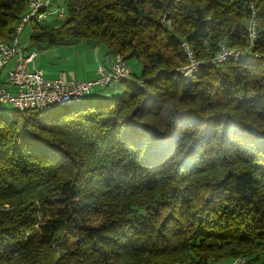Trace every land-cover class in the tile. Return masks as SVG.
Returning a JSON list of instances; mask_svg holds the SVG:
<instances>
[{"label": "trees", "instance_id": "trees-1", "mask_svg": "<svg viewBox=\"0 0 264 264\" xmlns=\"http://www.w3.org/2000/svg\"><path fill=\"white\" fill-rule=\"evenodd\" d=\"M57 1L33 43L93 40L141 70L0 112V264H264V0ZM27 6L0 0V42ZM183 42L245 53L182 76Z\"/></svg>", "mask_w": 264, "mask_h": 264}, {"label": "built area", "instance_id": "built-area-1", "mask_svg": "<svg viewBox=\"0 0 264 264\" xmlns=\"http://www.w3.org/2000/svg\"><path fill=\"white\" fill-rule=\"evenodd\" d=\"M29 1L30 12H32L34 4L42 0ZM48 14L50 11H44L41 18H45ZM57 17H62V13L58 12ZM23 28L24 20H18L17 36H11L10 43H0V68L7 66V83L0 87V105L48 103L54 99L65 100L66 98H73L77 94L91 93L95 88H114L117 85V76L131 78L130 68L125 62H117L115 57H112V61L107 65L98 63L94 70L95 77L92 79L75 80L65 77L63 72L54 78H46L42 70L32 63L36 53L31 52L25 55L19 45L18 35ZM223 52L230 51L221 48L220 45V52L207 58L206 61L216 62V56ZM188 60L189 62L184 68L197 63L195 59H189V56Z\"/></svg>", "mask_w": 264, "mask_h": 264}, {"label": "crops", "instance_id": "crops-1", "mask_svg": "<svg viewBox=\"0 0 264 264\" xmlns=\"http://www.w3.org/2000/svg\"><path fill=\"white\" fill-rule=\"evenodd\" d=\"M32 26L25 25L18 35L19 45L25 55L36 53L32 63L42 70L46 78H54L63 72L67 78L86 80L95 77L98 63L109 64L112 55L108 54L102 43L79 39L69 44L42 45L31 41ZM7 66L0 68V87L7 83ZM94 93V90L92 91Z\"/></svg>", "mask_w": 264, "mask_h": 264}, {"label": "bare ground", "instance_id": "bare-ground-1", "mask_svg": "<svg viewBox=\"0 0 264 264\" xmlns=\"http://www.w3.org/2000/svg\"><path fill=\"white\" fill-rule=\"evenodd\" d=\"M48 7H49V0H42L39 3H35L33 8H32V12H30V1L28 0L27 11L21 16V18H19V20H24V25L27 22H39L42 19L41 16L43 15V12L46 11V9ZM247 30H248V36H249V43L246 47V50L251 47L252 39L254 38V21L252 18L250 19L249 25L247 26ZM17 33H18V21L14 25V30H13L12 36H17ZM0 43H10V40L9 41H1ZM221 48L227 49L230 52H223L222 54L216 56V62L215 61H206L207 59H205L204 61L195 60V62H197V63L193 64L192 66H190L188 68L183 67L184 69L181 68L182 76L191 75L193 72H195L198 69V67L201 64L206 63L209 65H211V64L216 65V64H218V63H220V62H222L228 58L239 59L244 55V54H238V53H244V50H242V49L229 48L225 45H221ZM183 50H184V53H185L187 59H188V56H189V59H194L192 51L190 50V48L188 47V45L185 42H183ZM0 52H1V44H0ZM219 52H220V47H219V50L215 54H218ZM111 57H115L117 62H124V59H123L121 54L120 55L114 54ZM128 79H131V78L125 77V76H117V83L121 80H128ZM89 94L90 93L77 94V95H74L73 98H66L65 100L64 99H54L48 103L33 102V104L17 103V104H10V105H12L15 109L20 110V111L21 110L45 111V110H49L55 106L56 107L57 106L63 107V106H66L68 104H72L74 102H79L81 99H83L85 96H87ZM243 263H244V258L238 257V258L232 259V261L228 264H243ZM213 264H223V263L218 262V263H213Z\"/></svg>", "mask_w": 264, "mask_h": 264}, {"label": "rangeland", "instance_id": "rangeland-1", "mask_svg": "<svg viewBox=\"0 0 264 264\" xmlns=\"http://www.w3.org/2000/svg\"><path fill=\"white\" fill-rule=\"evenodd\" d=\"M51 5L50 8L48 7L46 9V11H50V14H48L45 18H42L39 22H40V26L41 27H50L56 24L61 23L63 20L60 19L62 17H57V13L61 12L63 14L64 10L63 8H58V7H63L61 4L59 5L57 0H50ZM58 5V6H57ZM38 22V23H39ZM33 24V22H27L25 25L27 27V30L29 28V26ZM24 25V27H25ZM126 63V65L130 68L131 72L134 75H139L140 74V70H141V63L138 62L136 59L130 58L127 59L126 61H124ZM2 68V67H1ZM118 84V83H117ZM98 90V88H95L94 91ZM92 97V95H91ZM94 97V96H93ZM69 105V104H68ZM66 107H64V109H66ZM14 110V107L10 104L7 105H0V112L1 111H11ZM242 258V257H241ZM245 260V259H244ZM246 262V260L244 261ZM245 264V263H243Z\"/></svg>", "mask_w": 264, "mask_h": 264}]
</instances>
